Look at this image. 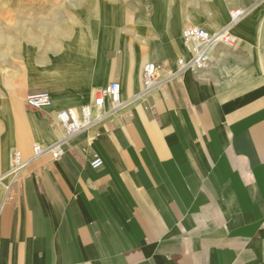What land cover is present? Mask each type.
<instances>
[{
	"label": "crops",
	"instance_id": "crops-1",
	"mask_svg": "<svg viewBox=\"0 0 264 264\" xmlns=\"http://www.w3.org/2000/svg\"><path fill=\"white\" fill-rule=\"evenodd\" d=\"M74 2L28 42L21 91L52 108H0V264H264V0ZM236 9L235 48L138 96L145 64L168 79L186 28L219 32ZM112 82L126 107L12 184L13 155L62 141L57 112L81 115Z\"/></svg>",
	"mask_w": 264,
	"mask_h": 264
},
{
	"label": "built area",
	"instance_id": "built-area-1",
	"mask_svg": "<svg viewBox=\"0 0 264 264\" xmlns=\"http://www.w3.org/2000/svg\"><path fill=\"white\" fill-rule=\"evenodd\" d=\"M243 15L244 11L242 10L236 9L232 11L230 23L216 33H210L204 28L202 29L197 26L187 27L183 32L182 40L190 57L187 59L180 58L177 61L176 70L171 72L168 79L161 78V64L155 62L145 64L142 72L144 75L143 87L138 96H150L154 92L161 90L168 80L179 78L187 74V72H191L196 76L203 75L211 67L213 60L212 53L217 47L220 45L228 48L236 47L237 38L233 34V28ZM95 93L93 103L84 106L81 109V115L73 110H61L57 112V121L65 131V137L62 141L49 147L40 144L35 145L33 155L30 158H25L23 153L19 151L13 155L12 168L8 173L12 184L19 183L27 168L38 158L49 154L54 159L60 158L65 152V142L87 130L97 121L121 112L127 105V101L123 100L121 85L118 82H112ZM26 104L31 109L44 111L52 108L53 98L47 92L41 91L28 96ZM93 165L98 169L102 166V161L96 160Z\"/></svg>",
	"mask_w": 264,
	"mask_h": 264
},
{
	"label": "rangeland",
	"instance_id": "rangeland-1",
	"mask_svg": "<svg viewBox=\"0 0 264 264\" xmlns=\"http://www.w3.org/2000/svg\"><path fill=\"white\" fill-rule=\"evenodd\" d=\"M74 1L80 0H16L3 7L0 12V108H5L10 100L23 97L25 101L29 96L30 93L21 91L29 79L28 42L43 34L44 20L72 17L68 11H75Z\"/></svg>",
	"mask_w": 264,
	"mask_h": 264
},
{
	"label": "bare ground",
	"instance_id": "bare-ground-1",
	"mask_svg": "<svg viewBox=\"0 0 264 264\" xmlns=\"http://www.w3.org/2000/svg\"><path fill=\"white\" fill-rule=\"evenodd\" d=\"M197 25H199V23L195 22Z\"/></svg>",
	"mask_w": 264,
	"mask_h": 264
}]
</instances>
